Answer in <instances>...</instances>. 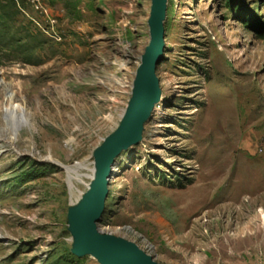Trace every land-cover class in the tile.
<instances>
[{
	"label": "rangeland",
	"instance_id": "rangeland-1",
	"mask_svg": "<svg viewBox=\"0 0 264 264\" xmlns=\"http://www.w3.org/2000/svg\"><path fill=\"white\" fill-rule=\"evenodd\" d=\"M150 8L0 0V264H100L72 253L67 212L127 107ZM163 27L162 99L115 159L99 231L159 264H264V0H167Z\"/></svg>",
	"mask_w": 264,
	"mask_h": 264
},
{
	"label": "water",
	"instance_id": "water-1",
	"mask_svg": "<svg viewBox=\"0 0 264 264\" xmlns=\"http://www.w3.org/2000/svg\"><path fill=\"white\" fill-rule=\"evenodd\" d=\"M166 3L167 0H151L148 19L150 40L135 73L127 107L117 128L93 151V178L87 190L67 212L72 253L78 257L92 255L100 264H159L133 243L101 233L98 223L109 196L115 159L122 151L139 143L144 125L160 101L157 70L164 60Z\"/></svg>",
	"mask_w": 264,
	"mask_h": 264
},
{
	"label": "bare ground",
	"instance_id": "bare-ground-1",
	"mask_svg": "<svg viewBox=\"0 0 264 264\" xmlns=\"http://www.w3.org/2000/svg\"><path fill=\"white\" fill-rule=\"evenodd\" d=\"M163 94V93H162ZM162 99V96H160V100ZM24 123V115L22 109L19 108V106L15 105V107H12L10 111H8L5 115V119L7 123H13V120H16ZM10 141L13 143V140L10 139ZM93 177V176H92Z\"/></svg>",
	"mask_w": 264,
	"mask_h": 264
}]
</instances>
